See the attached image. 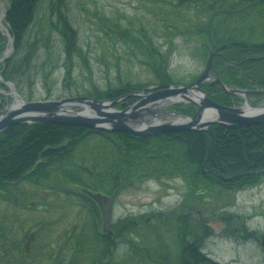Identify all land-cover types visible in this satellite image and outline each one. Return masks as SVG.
I'll list each match as a JSON object with an SVG mask.
<instances>
[{
	"label": "trees",
	"instance_id": "obj_1",
	"mask_svg": "<svg viewBox=\"0 0 264 264\" xmlns=\"http://www.w3.org/2000/svg\"><path fill=\"white\" fill-rule=\"evenodd\" d=\"M7 1L3 23L13 38V50L0 62L3 90L0 108L12 100L5 81L14 83L21 96L30 100L34 97L32 86L38 80L49 94L52 89L48 80L59 67L64 69L62 84L68 95L114 100L145 86V82L123 77L119 67L115 80L105 87L96 83L89 53L80 41L71 12L72 0ZM165 1L176 8V13L184 12L185 21L192 23L188 30L181 26L185 21L171 22L165 29L179 33L194 30V34L200 35L197 46L204 51L207 63L219 47L222 55H215L213 62L227 84L264 89V0ZM193 11L187 16L186 13ZM103 25L131 47L133 56L153 75L156 83L175 81L169 72L172 39L166 40L164 48L145 26L135 27L108 18ZM8 46L9 38L0 29V57ZM76 72L87 73L86 80L91 85L78 86ZM202 87L220 103L238 104L241 100L224 92L213 80L204 82ZM252 97V104H257L264 94ZM134 100L135 97H126L116 106L123 108ZM173 108L189 115L196 111L195 105L186 103L175 104ZM211 129L214 142L208 153L212 135L207 131L136 136L124 131H90L86 126L55 122L23 123L7 128L0 133V201L9 200L21 209L35 202L34 207L40 210L56 209L59 202L62 207H77L78 218L87 215L89 223L74 222L54 235L48 229L61 220H40L22 229L20 238L1 224L0 264H117L116 252L125 244L135 247L138 256L147 262L149 248H156L162 241L159 224L168 223L165 215L174 217V213L154 212L150 220L131 216L119 219L111 232L104 233L96 202L79 188H73V183L118 195L146 178L163 180L165 176H180L188 182L190 204L203 211L216 197L229 200L238 191L262 182L264 172L257 171L264 169V124H213ZM230 216L223 217L226 228L231 223ZM141 226L148 227L147 236H150L146 241L143 234L131 238ZM29 233L34 240L31 244L26 243ZM179 233L183 241L178 264H223L201 252V244L191 228H183ZM189 236L193 241L186 240ZM248 237L257 238L258 233L246 231ZM136 239L142 245L138 246ZM11 240L18 244L12 245Z\"/></svg>",
	"mask_w": 264,
	"mask_h": 264
},
{
	"label": "rangeland",
	"instance_id": "obj_2",
	"mask_svg": "<svg viewBox=\"0 0 264 264\" xmlns=\"http://www.w3.org/2000/svg\"><path fill=\"white\" fill-rule=\"evenodd\" d=\"M7 3V0H0V10H5ZM71 7L75 24L79 29L80 41L90 56L94 71L93 78L101 87L115 80L118 74L117 67L123 77L132 79L133 82H145V86L156 83L153 75L133 56L131 47L126 46L115 34H110L105 29L103 25L105 18L127 25L132 24L135 27L145 26L152 30L151 33L155 35L156 42L163 44L164 48L167 45L166 40L172 39L174 47L170 57L169 72L175 79L172 82L175 85L191 83L206 67L204 51L197 46L201 42L200 35L194 34V30L191 33L188 31L179 33L173 32V29L171 31V28H164L171 22L183 23L187 19L184 12L176 13V8H171L165 0H72ZM178 9L181 10L179 7ZM193 13L194 11L186 14L189 16ZM181 26L188 30L192 28V23L185 21ZM166 36L170 38L165 39ZM63 75L64 69L59 67L53 77L49 78L48 84L52 89L49 94L47 88L43 87L42 82L37 79L36 84L32 86L33 100L59 99L69 96L63 89ZM76 75L79 81L78 86L91 85L86 80L87 73L76 72ZM259 103H264V99ZM169 107L164 108L169 109ZM149 120L150 118H147V121ZM188 191L189 186L185 178L165 176L163 180L146 178L117 195L113 208L114 222L130 216L153 219L154 212L160 211L165 214L174 213V217L164 214L168 223L159 224L162 241L160 240L156 248L154 246L149 248L147 262L138 256L139 253L135 247L132 249L125 244L119 246L116 252L117 264H178L182 258L180 244L183 241H180L178 232L183 228H191L193 236H196L197 242L201 244L202 253L217 262L264 264V248L261 243V236L264 234V180L258 185L238 191L229 200L216 197L209 202L208 208L200 211V214L197 211L198 207L190 204L191 197ZM33 206L34 204H31L30 207L21 209L15 207L9 200L0 201V225L8 226L15 232V236L20 238L23 235L22 229L26 230L29 225L40 220L47 222L54 218L61 220L48 229L53 230L54 235L62 233L74 222L89 223L87 215H81L78 218L77 207L72 209L62 207L58 202L56 209L45 211L31 209ZM228 214L231 215V223L226 228L223 217ZM139 228L137 233L133 232L131 238L143 234L145 236L143 240L146 241L150 236H147L148 227ZM230 231L237 235H231ZM246 231H255L258 237L246 238ZM31 238L32 235L29 233L26 241L27 239L31 241ZM186 240L193 241L192 236ZM136 241L137 245H142L140 239Z\"/></svg>",
	"mask_w": 264,
	"mask_h": 264
},
{
	"label": "water",
	"instance_id": "obj_3",
	"mask_svg": "<svg viewBox=\"0 0 264 264\" xmlns=\"http://www.w3.org/2000/svg\"><path fill=\"white\" fill-rule=\"evenodd\" d=\"M1 15L3 16L5 13L2 12ZM0 24H2L1 17ZM4 28L10 46L0 57V62L9 55L13 48V38L5 26ZM214 55L215 53L212 54V57ZM214 69L215 66L211 58L205 71L190 84L159 85L157 89H155L157 85L146 86L140 91L124 94L115 100L86 95L66 96L59 99L25 100L17 92L12 82H5L10 88L13 99L0 109V133L16 124L55 122L86 126L90 130L125 131L134 135H159L170 131L188 130L208 131L214 138L210 128L213 124L225 126L264 124V103L252 106L247 98L248 93L264 92V90L250 91L229 87L217 73L213 72ZM0 78H2L1 75ZM210 79L215 80L225 92L242 95L243 104L228 105L214 100L201 86L204 81ZM127 96L139 97V99L125 108H116V103ZM179 102L195 104L197 106L195 115L189 116L163 108ZM154 104H159L157 110L170 114L174 119L157 118L152 109ZM147 118H153L152 122H148ZM78 187L97 202L102 216V230L109 232L112 224L113 196L85 187ZM262 244L264 246V235Z\"/></svg>",
	"mask_w": 264,
	"mask_h": 264
},
{
	"label": "flooded vegetation",
	"instance_id": "obj_4",
	"mask_svg": "<svg viewBox=\"0 0 264 264\" xmlns=\"http://www.w3.org/2000/svg\"><path fill=\"white\" fill-rule=\"evenodd\" d=\"M217 70H218V68H217ZM157 107H159V104H154V105H152V109L155 111V116L157 117V118H161V119H168L169 117L168 116H170L171 117V115L170 114H168V113H166V112H163V111H159V110H157ZM170 109V108H169ZM169 109H167L168 111H169ZM152 120H153V118H151ZM150 119V120H151ZM151 120V121H152ZM152 156V155H151ZM75 185H78V183H73V188H76L75 187ZM83 187H85V186H83ZM86 188H88V187H86ZM84 193V192H83ZM86 194V193H85ZM115 198H116V196L114 195V201H115ZM52 203V202H51ZM56 202H54V204H55ZM33 204H35V202L33 203ZM57 204V203H56ZM55 204V205H56ZM53 205V204H52ZM30 207V206H29ZM51 208V207H50ZM31 209H36L34 206L33 207H31ZM41 209H44L45 211L46 210H49V209H45V208H41ZM52 209V208H51ZM23 210H26V209H23ZM33 241L34 240H31V241H26V243L27 244H31V243H33ZM11 244L12 245H16V244H18L17 243V241L16 240H11ZM3 254H4V252L2 251V256H3ZM3 259H4V256H3ZM3 262H4V260H3Z\"/></svg>",
	"mask_w": 264,
	"mask_h": 264
},
{
	"label": "bare ground",
	"instance_id": "obj_5",
	"mask_svg": "<svg viewBox=\"0 0 264 264\" xmlns=\"http://www.w3.org/2000/svg\"><path fill=\"white\" fill-rule=\"evenodd\" d=\"M1 18H3V16H1Z\"/></svg>",
	"mask_w": 264,
	"mask_h": 264
}]
</instances>
